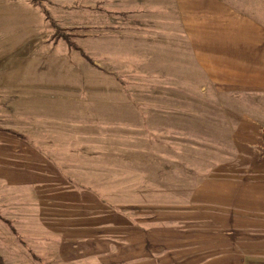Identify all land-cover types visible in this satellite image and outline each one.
<instances>
[{
  "label": "crops",
  "instance_id": "obj_1",
  "mask_svg": "<svg viewBox=\"0 0 264 264\" xmlns=\"http://www.w3.org/2000/svg\"><path fill=\"white\" fill-rule=\"evenodd\" d=\"M175 4L182 72L191 58L219 93L256 98L235 118L232 158L205 165L180 207L115 204L78 184L77 169L94 163L77 158L76 115L63 114L45 83L21 93L0 83L6 264H264V0Z\"/></svg>",
  "mask_w": 264,
  "mask_h": 264
},
{
  "label": "rangeland",
  "instance_id": "obj_2",
  "mask_svg": "<svg viewBox=\"0 0 264 264\" xmlns=\"http://www.w3.org/2000/svg\"><path fill=\"white\" fill-rule=\"evenodd\" d=\"M39 2L92 62L39 4L0 0V83L15 93L45 83L76 115L77 158L94 163L77 169L79 185L157 214L180 207L205 165L232 158L235 118L256 98L219 93L191 58L182 72L175 0Z\"/></svg>",
  "mask_w": 264,
  "mask_h": 264
},
{
  "label": "trees",
  "instance_id": "obj_3",
  "mask_svg": "<svg viewBox=\"0 0 264 264\" xmlns=\"http://www.w3.org/2000/svg\"><path fill=\"white\" fill-rule=\"evenodd\" d=\"M32 2L39 4V6H40L41 9H42V12L44 13V15H45V17H46V19L50 20V22H51L52 25L54 26V25H55L54 21L51 19L50 15H49V13H48V11H47V9H45L43 6L40 5L39 0H32ZM54 27H56V29H57V33H56L55 35H57V36L59 35V36H61L62 38H64L65 41L67 42V44H68L72 49L78 50V51L81 53V55H82L85 59H87L89 62H92V60H91L90 58H88V56L83 52V50H81L80 47H78L75 43L71 42L70 39H69L66 35H63V36L60 35V32L58 31V30H60V29H59L56 25H55ZM13 133H14L15 135L21 137L20 133H17V132H13ZM4 221H5L7 224L10 225V222H9V221H7V220H4ZM10 226H11V225H10ZM13 230H14V229H13ZM0 264H6L4 258H3L1 255H0Z\"/></svg>",
  "mask_w": 264,
  "mask_h": 264
}]
</instances>
